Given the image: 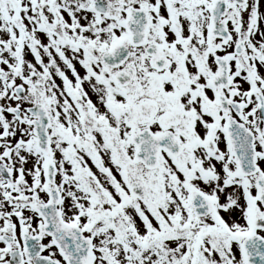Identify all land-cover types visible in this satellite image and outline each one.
I'll return each mask as SVG.
<instances>
[{
    "label": "snow or ice",
    "instance_id": "1",
    "mask_svg": "<svg viewBox=\"0 0 264 264\" xmlns=\"http://www.w3.org/2000/svg\"><path fill=\"white\" fill-rule=\"evenodd\" d=\"M0 264H264V0H0Z\"/></svg>",
    "mask_w": 264,
    "mask_h": 264
}]
</instances>
